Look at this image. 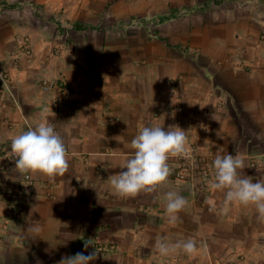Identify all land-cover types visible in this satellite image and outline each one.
<instances>
[{
  "label": "crops",
  "instance_id": "obj_1",
  "mask_svg": "<svg viewBox=\"0 0 264 264\" xmlns=\"http://www.w3.org/2000/svg\"><path fill=\"white\" fill-rule=\"evenodd\" d=\"M20 32L33 36L30 58L11 54ZM262 33L264 8L254 0H0V264H57L77 252H95L91 264H264L254 207L181 182L179 158L153 193L117 198L107 179L149 124L180 127L187 146L238 155L241 176L264 178ZM46 78L68 83L72 100L44 90ZM42 120L63 137L68 172L54 181L32 175L28 210L3 229L5 192L21 176L2 168V148ZM169 190L188 201L175 225L164 219ZM157 236L194 239L197 250L161 255ZM99 243L115 249L102 253Z\"/></svg>",
  "mask_w": 264,
  "mask_h": 264
},
{
  "label": "clouds",
  "instance_id": "obj_2",
  "mask_svg": "<svg viewBox=\"0 0 264 264\" xmlns=\"http://www.w3.org/2000/svg\"><path fill=\"white\" fill-rule=\"evenodd\" d=\"M205 106L200 104L201 108ZM213 118L215 119L214 116ZM130 148L133 150L132 155L118 166L121 171L107 178L113 195L121 199L135 198L142 192H155L166 184L170 175L168 160L188 155L185 131L173 125L167 129L155 124L144 126L131 140ZM10 153L11 160L15 161L14 170L19 176L41 174L54 181L57 176H64L69 169L68 152L63 137L52 124L44 120L28 125L27 130L11 137ZM213 168L214 176L209 187L225 193V205L238 203L243 207H254L257 221L264 223V178L254 181L247 176H241L239 170L245 168V162L238 155L230 153L217 155ZM164 198V219L175 225L180 219L179 213L185 210L188 201L174 190L167 191ZM207 203L210 211H214L212 202ZM223 211L226 212L227 207ZM28 230L36 235L40 231L32 225H29ZM89 244L85 243V250ZM154 247L164 256L176 252L191 256L197 250V242L189 238L169 243L166 237L157 236ZM96 258L95 252L88 255L77 252L64 256L57 264H91Z\"/></svg>",
  "mask_w": 264,
  "mask_h": 264
},
{
  "label": "built area",
  "instance_id": "obj_3",
  "mask_svg": "<svg viewBox=\"0 0 264 264\" xmlns=\"http://www.w3.org/2000/svg\"><path fill=\"white\" fill-rule=\"evenodd\" d=\"M30 52V50H27ZM5 80H6V76ZM41 85L44 90L51 91L56 90L58 95L57 98L60 102H69L72 100L73 96V90L71 86L66 83L60 81L58 78H46L41 80ZM111 120H113V117H110ZM11 143V142H10ZM10 143L3 146L2 151L3 155L5 157L4 163L2 165V168L5 169H11L15 167V161L11 160V153H10ZM188 155L187 157H182L181 159L190 160L191 169L188 171V173H185V169H188V167L182 163L179 165V171L177 172L176 178H178L180 181H187L188 177H191L193 179L194 174H192V171H194L193 164L197 163L199 164L200 161H205L206 157L204 156L203 152L199 150L196 146H187ZM198 172H203L204 174L207 172L205 171V167L199 168ZM192 174V175H191ZM15 188L11 191L5 192V197L9 203L10 207V213L5 217L4 223L2 224L3 229H7L9 227V224L12 222L13 218H20L22 217L26 211L28 210L33 194L35 191V181L32 175H25L19 177L15 182ZM96 249L101 251L102 253H107L111 250L115 249V246L113 244H97ZM169 263H175L174 261H170Z\"/></svg>",
  "mask_w": 264,
  "mask_h": 264
},
{
  "label": "rangeland",
  "instance_id": "obj_4",
  "mask_svg": "<svg viewBox=\"0 0 264 264\" xmlns=\"http://www.w3.org/2000/svg\"><path fill=\"white\" fill-rule=\"evenodd\" d=\"M254 2L262 4L264 8V0H254ZM67 36L69 35L67 34ZM261 39H264V33L261 34ZM33 46H34L33 36L28 33L20 32L15 36V46L11 54L13 55L14 59L15 58L20 59L21 57L30 58L31 54L33 53V48H34ZM28 49L30 50V52L27 51ZM203 154L206 157V160L200 161L199 164L197 163L193 164V168H194V171H192V174H194L193 179L191 177H188L187 181H181V182L197 183L200 181L201 185L204 184L208 189H211L209 187V182L212 180L214 176L213 161L215 157H211V155L205 152ZM182 163L184 164V166L186 165L188 167V169H185V173H188V171H190L191 166L188 165L191 163L190 160L179 158L178 163L174 169L175 176L177 175V172L181 168V167L179 168V165ZM202 167H205V171L207 172V174L206 173L204 174L203 172H198L199 168ZM255 168H257V166Z\"/></svg>",
  "mask_w": 264,
  "mask_h": 264
}]
</instances>
